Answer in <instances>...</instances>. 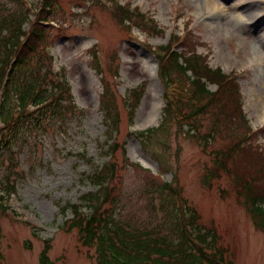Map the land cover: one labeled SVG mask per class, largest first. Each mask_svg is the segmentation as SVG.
Instances as JSON below:
<instances>
[{"label":"rangeland","instance_id":"rangeland-1","mask_svg":"<svg viewBox=\"0 0 264 264\" xmlns=\"http://www.w3.org/2000/svg\"><path fill=\"white\" fill-rule=\"evenodd\" d=\"M118 1L149 13L158 22L163 36L146 38L140 31L135 33L141 41L147 40L153 46L166 44L172 34L183 36L188 28L185 24L189 23L192 35L203 42L197 51L209 58L211 67H220L227 73H242L239 80L245 111L254 128L264 125V120L257 116L259 105H264V17L251 20L242 16L240 19L230 6L236 2L251 7L261 0H217L222 6L221 13H212L211 17L202 9L205 0ZM28 2L34 10L39 0ZM0 4L15 8L12 0H0ZM61 4L69 14V22L65 24L68 28L63 37L57 32L52 34L58 37L50 53L58 57L55 64L67 71L75 103L84 109V114L71 118L66 124V133L53 128L35 131L19 143V148L6 151L8 161L2 162L0 157V179L8 183V192L16 191L12 198L13 213L10 211V216L0 218V264H39L46 242L51 246L48 256L53 264H97L96 248L84 246L77 230H68L70 222H65L70 221L72 215L63 214L61 207L79 203L81 195L94 191L89 180L80 183V178L93 174L110 160L118 166L117 183L123 193V205L121 211L116 212L117 218L141 225L152 221L153 225L162 220L163 213L149 207V198L143 194L150 174L135 163L150 169L153 176H157L161 167L165 180L178 179L201 222L217 231L220 244L227 249L234 264H264V232L255 226L233 176L222 174L211 178V187L203 182L215 153L205 152L197 139L174 135L177 127L172 121L167 125V136L154 137L164 140L165 145L154 140L150 148L145 149L141 139L132 134L156 128L163 120L164 91L157 75V60L150 50L139 41L127 38L125 28L105 9L94 8L87 16L83 9L70 7L69 0H62ZM244 24L249 29H242ZM96 43L107 63L114 54L120 61L116 94L120 115L116 135L118 148L113 147L118 150L112 157L106 152V124L100 98L103 80L112 84L114 72L107 70L101 75L95 71L92 46ZM138 88H144L145 95L131 123L130 107L122 97ZM210 89L214 91L216 87L210 86ZM156 109H160L157 116ZM261 142L264 144L263 138ZM125 143L124 151L120 150L119 145ZM228 143L227 138H222L211 150ZM156 154L160 156L157 158ZM161 157L167 160L169 168L158 166ZM255 159L245 157L242 160L247 161L245 164L237 161L236 172L241 173L244 167L253 169Z\"/></svg>","mask_w":264,"mask_h":264},{"label":"trees","instance_id":"trees-1","mask_svg":"<svg viewBox=\"0 0 264 264\" xmlns=\"http://www.w3.org/2000/svg\"><path fill=\"white\" fill-rule=\"evenodd\" d=\"M69 2L74 3L73 8H86V12H89L88 3L91 10L103 5V0ZM12 3L14 9L0 4L2 162L10 159L6 151L19 148V143L35 131L53 128L62 129L66 133V124L77 111L72 101L69 102L70 86L65 79L51 81L50 86V73H41L43 65L51 60L46 54V47L55 42L65 29L63 23L66 21V13L60 8L62 0H44L42 9L34 11L35 20H31L27 11H24L21 0H12ZM109 9L113 10L114 17L122 26L135 20L144 30L163 33L153 20L146 19L137 9L121 6L115 0L114 7ZM56 20L61 21L57 24L58 28L51 25V21ZM46 22L48 25L44 26ZM26 24L28 28H25ZM126 29L128 30L127 27ZM55 31L58 36H52ZM200 44H203L200 38L187 31L183 37L173 35L170 44L159 48L161 51L155 53L164 82L170 79L172 81V75L187 76L191 72L195 77L193 85L209 101L195 109V104L186 103L181 97L167 98L164 119L168 123L174 121V117L182 115L183 125L191 123L192 127L198 129L200 122L197 119L208 115L210 107L215 104V119L202 135L206 150L209 142L223 134L224 130L218 127V122L225 120L221 116L229 108L226 129L230 130V141L225 148L215 152L213 165L207 168L203 182L211 187V178H219L222 174L233 176L235 187L245 198L244 204L256 227L264 232V154L256 143L257 134L251 137L247 127L233 122L238 118L246 123L240 109L241 94L237 76L225 74L220 68H210L205 59L197 54ZM173 46L181 50L173 49ZM114 56L116 58L115 54ZM93 57L94 68L101 72L97 55L94 54ZM104 82L103 80L105 93L102 96V109L105 113L106 152L112 157L118 150L113 147L118 148L116 134L119 131V115L113 92ZM209 84L217 85V91H209ZM141 91H133L136 105L132 106V118L140 102ZM30 106L36 108L34 112L28 111ZM228 124L232 126L229 127ZM161 126L139 132L136 136L149 142L159 132L167 135V125ZM261 134L264 135V130ZM156 141L165 145L163 141ZM245 157L249 160L255 157L253 163L256 166L251 170H245L244 167L241 173H237V161H242ZM158 161L161 166L169 168L162 158ZM241 163L245 164L247 161ZM146 172L151 175L150 171ZM119 176L117 164L108 161L93 174L80 178V183L89 180L97 190L82 195L80 204L69 203L61 207L62 213L70 211L72 214L69 229L78 230L84 246L96 248L97 264H234L227 249L220 244V236L216 230L200 222L198 212L185 198L183 187L176 177L173 183L153 177V183L161 186L159 194L147 191L143 184V194L149 198V207L151 205L158 213H163L161 221H156L155 225H152L153 221L149 225H140L117 218L116 212L121 211L123 205V193L117 183ZM3 214L5 207L0 200V217ZM50 250L51 246L47 242L39 264H53L48 256Z\"/></svg>","mask_w":264,"mask_h":264},{"label":"bare ground","instance_id":"bare-ground-1","mask_svg":"<svg viewBox=\"0 0 264 264\" xmlns=\"http://www.w3.org/2000/svg\"><path fill=\"white\" fill-rule=\"evenodd\" d=\"M256 1V0H253ZM259 4H256L254 6L248 7V6H242L239 3L233 2L230 4L234 14L238 18H242V16H246L247 18L251 19L252 18H263L264 17V7H262V4H264V0H261ZM202 9L207 12V14L211 17L212 13H221L220 11L222 10V6L220 2H217V0H205L204 5L202 6ZM237 19V20H240ZM247 23V22H243ZM249 23V22H248ZM248 28V25H243L242 29ZM249 29V28H248ZM247 29V30H248ZM263 40V39H262ZM141 56V55H140ZM160 109H156L155 111V116L158 115ZM258 118H261L264 120V105H259L258 107ZM150 181L147 182L146 188L147 191H153L159 194V191L161 190V186H158L157 184L153 183L152 181V175H149ZM141 225V223H138ZM156 222L153 224L155 225Z\"/></svg>","mask_w":264,"mask_h":264}]
</instances>
